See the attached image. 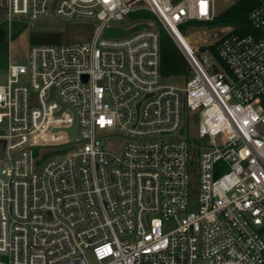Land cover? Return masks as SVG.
I'll list each match as a JSON object with an SVG mask.
<instances>
[{"label":"built area","instance_id":"1","mask_svg":"<svg viewBox=\"0 0 264 264\" xmlns=\"http://www.w3.org/2000/svg\"><path fill=\"white\" fill-rule=\"evenodd\" d=\"M0 6L7 31L93 24L0 69V264H264V0L249 32L219 25L200 49L179 35L213 21L214 0ZM137 9L177 44L183 84L163 82L156 20L113 25Z\"/></svg>","mask_w":264,"mask_h":264},{"label":"rangeland","instance_id":"2","mask_svg":"<svg viewBox=\"0 0 264 264\" xmlns=\"http://www.w3.org/2000/svg\"><path fill=\"white\" fill-rule=\"evenodd\" d=\"M233 1L234 0H214L215 14H219ZM1 21H4V10L0 6V22ZM135 22L136 20H133L129 18V16H127L122 21L114 22L113 25L121 27L123 29H129L134 26ZM217 26H219V24L200 22L188 27V29L183 32V35L191 45L200 49V47L205 43H208L215 39ZM92 29L93 24L89 20L84 21L73 18L62 19L56 16L42 18L35 21L13 19L11 21L10 31H8L6 53L7 56L5 59L4 67L6 66L8 61L13 63L25 62L27 48L29 45V35H42L43 39L46 41L45 43L53 42L55 40L59 42L84 41L89 39ZM109 33H111V31H109ZM5 81L6 73L5 71H3L2 73H0V83H4ZM163 82L181 85L184 83V79L183 77L178 76L167 77L163 80ZM41 148L42 147H39L38 150H40ZM192 181L195 188L198 181L195 173L192 174Z\"/></svg>","mask_w":264,"mask_h":264},{"label":"trees","instance_id":"3","mask_svg":"<svg viewBox=\"0 0 264 264\" xmlns=\"http://www.w3.org/2000/svg\"><path fill=\"white\" fill-rule=\"evenodd\" d=\"M259 0H235L227 8L217 14L211 24H233L238 26L240 32H249L250 29L246 24V13ZM129 18L136 20L135 28L140 27L148 19L156 20L154 14L145 9H137L129 13ZM156 25L159 33L160 44V72L164 78L167 77H184L189 75L188 64L178 48L173 38L156 20ZM119 30V31H118ZM111 33L121 35L125 30L111 28ZM7 37L8 31L6 22H0V69L4 68L6 53H7ZM42 35H29V44L31 43H45ZM53 42H59L57 40Z\"/></svg>","mask_w":264,"mask_h":264},{"label":"water","instance_id":"4","mask_svg":"<svg viewBox=\"0 0 264 264\" xmlns=\"http://www.w3.org/2000/svg\"><path fill=\"white\" fill-rule=\"evenodd\" d=\"M51 90L53 91V88H51ZM67 131H68L70 136H74L76 134L75 120H73L72 126L67 128ZM2 153H3V142L0 141V156L2 155Z\"/></svg>","mask_w":264,"mask_h":264},{"label":"bare ground","instance_id":"5","mask_svg":"<svg viewBox=\"0 0 264 264\" xmlns=\"http://www.w3.org/2000/svg\"><path fill=\"white\" fill-rule=\"evenodd\" d=\"M198 33V32H197ZM200 33V32H199ZM179 38H180V41L182 42V43H184L185 45H188V40L185 38V37H183L182 35H179ZM198 40V39H197ZM199 41V40H198Z\"/></svg>","mask_w":264,"mask_h":264}]
</instances>
